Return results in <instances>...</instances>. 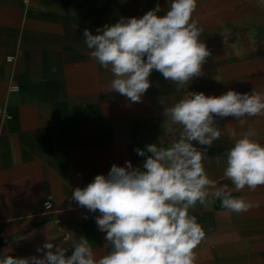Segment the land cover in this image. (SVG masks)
Masks as SVG:
<instances>
[{"label": "crops", "instance_id": "crops-1", "mask_svg": "<svg viewBox=\"0 0 264 264\" xmlns=\"http://www.w3.org/2000/svg\"><path fill=\"white\" fill-rule=\"evenodd\" d=\"M148 1L0 0V107L6 114L0 116V255L42 256L36 249L47 236L54 245L65 236L85 237L97 258L106 254V233L95 222L99 212L71 201L72 191L97 174L107 176L113 164L131 161L142 168L145 157L134 149L153 143L169 147L180 126L164 116V109L189 91L264 94V30L248 32L264 16H250L254 6L240 0H197L192 17L203 29L200 39L211 52L209 59L222 40L216 26L233 25L243 41L253 43L238 57L236 70L211 66L207 58L204 74L179 90L154 70L141 102L110 92L114 77L90 58L83 32L95 35L94 12L100 5L101 18H139L157 3L158 15L168 10L165 0ZM246 119L241 127L233 117L216 118L221 136L208 149L204 165L215 187L227 185L233 196L258 206L237 214L215 199L191 209L206 233L195 250L196 264H264V187L237 192L223 175L225 153L236 139L249 135L264 144V116ZM46 199L53 206L49 212L42 209Z\"/></svg>", "mask_w": 264, "mask_h": 264}, {"label": "clouds", "instance_id": "clouds-1", "mask_svg": "<svg viewBox=\"0 0 264 264\" xmlns=\"http://www.w3.org/2000/svg\"><path fill=\"white\" fill-rule=\"evenodd\" d=\"M196 8L197 0H170L164 15H158L157 3L142 17H121L98 28V34L85 29L90 58L114 77L109 91L139 103L151 87L154 70L177 90L203 75L211 52L200 39L203 29L192 18ZM164 116L180 126L178 139L169 147L153 143L134 149L145 157L142 168L131 161L123 167L113 164L107 176L97 174L85 187L72 191L71 201L99 212L95 222L106 233L110 251L97 258L85 237L73 241L65 236L54 245L47 236L36 249L42 256L0 255V264H196L195 250L206 233L191 209L215 199L237 214L258 206L233 196L227 185L215 187L204 161L221 136L216 118L233 117L243 127L246 118L264 116V94L255 89L251 93L228 90L219 96L189 91L164 109ZM230 134L235 136L234 131ZM225 156L223 175L235 191L264 187V144L244 135Z\"/></svg>", "mask_w": 264, "mask_h": 264}, {"label": "rangeland", "instance_id": "rangeland-1", "mask_svg": "<svg viewBox=\"0 0 264 264\" xmlns=\"http://www.w3.org/2000/svg\"><path fill=\"white\" fill-rule=\"evenodd\" d=\"M166 2H169L170 0H165ZM221 3L229 2L231 0H218ZM240 2H246L250 3L254 6L255 12L250 14V16H258V17H263L264 16V0H240ZM148 3H152L151 0L148 1ZM101 6V5H100ZM95 7V34L97 33L98 28H103L104 25L106 24H111L115 23L118 18H115V14H110L104 16L101 18V13L102 9L99 7ZM264 20V18H262ZM210 27V26H209ZM219 28L220 33L222 34V40H219L220 47L217 46L214 47V56H211L210 59V65L211 66H217V67H228L229 70H236L238 67V63L236 64L238 57L242 56L246 52H249L254 46L252 44H248L247 41H243L244 36L239 35V31L237 32V29L234 28L233 25H221V26H216V28ZM257 28H261L264 30V21L261 22L259 26L258 25H252V30H245L248 32H253ZM260 29V30H261ZM208 43V42H207ZM247 63V62H246ZM248 67V65L244 66ZM245 68V69H246ZM162 76V75H161Z\"/></svg>", "mask_w": 264, "mask_h": 264}, {"label": "built area", "instance_id": "built-area-1", "mask_svg": "<svg viewBox=\"0 0 264 264\" xmlns=\"http://www.w3.org/2000/svg\"><path fill=\"white\" fill-rule=\"evenodd\" d=\"M8 61H11L12 60V57H8L7 58ZM0 116H6L5 114V111L2 107H0ZM42 209H43V212H49L53 209V206H52V202L48 199H46L43 203H42Z\"/></svg>", "mask_w": 264, "mask_h": 264}, {"label": "bare ground", "instance_id": "bare-ground-1", "mask_svg": "<svg viewBox=\"0 0 264 264\" xmlns=\"http://www.w3.org/2000/svg\"><path fill=\"white\" fill-rule=\"evenodd\" d=\"M167 3H170V1H169V2H167Z\"/></svg>", "mask_w": 264, "mask_h": 264}]
</instances>
